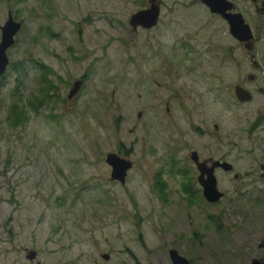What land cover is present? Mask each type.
Listing matches in <instances>:
<instances>
[{
	"label": "rangeland",
	"instance_id": "374dc122",
	"mask_svg": "<svg viewBox=\"0 0 264 264\" xmlns=\"http://www.w3.org/2000/svg\"><path fill=\"white\" fill-rule=\"evenodd\" d=\"M145 1L0 0V27L9 15L21 25L0 76V264H171V246L190 264L247 263L241 228L251 231L260 223L264 232V202L249 208L259 214L250 228L223 203L197 204L188 184V151L228 153L225 161L245 173L258 168L264 142L253 144L236 132L234 119L243 114L226 107L223 91L212 93L215 102L209 91H191L229 86V66L218 64L224 52L217 43L198 46L216 57L212 77H202L207 59L166 58L181 33L207 22L217 29L220 21L192 0H159L163 18L134 39L128 19ZM82 18L85 27L76 22ZM204 33L214 34L211 28ZM147 41L159 42L165 63L149 61ZM81 43L103 46V62H66L67 48ZM36 55L50 63L61 90L64 80H78L86 68V91L72 103L64 99L68 91H56L50 111L49 101L35 106ZM97 88L106 91H92ZM14 108L18 121L8 116ZM120 150L133 163L124 185L110 179L104 161ZM222 174L224 200L238 198ZM247 186L249 194L239 199L264 201V183ZM208 215L216 217L211 222ZM26 250L37 253L33 262Z\"/></svg>",
	"mask_w": 264,
	"mask_h": 264
},
{
	"label": "flooded vegetation",
	"instance_id": "af4514ba",
	"mask_svg": "<svg viewBox=\"0 0 264 264\" xmlns=\"http://www.w3.org/2000/svg\"><path fill=\"white\" fill-rule=\"evenodd\" d=\"M224 3L220 5L218 10H211V8L207 7L202 0H192L193 5H199L203 8V10L209 15V19H218L220 24L215 29V25L210 24V22L202 23L201 27H198L192 33H181L179 35L180 41L179 45H174L172 47L173 52L170 53L169 56L166 57V52L162 49V46L159 45L158 41H147V55L149 61H156L157 63H165V59H168L169 63H173L174 58L178 57V60L181 62L183 59H188L193 61V59H207L209 67L211 66V71H206V74H203L202 77H212L214 76V71L216 69V57L208 56L210 53L205 49H198V46H206L209 43H217V47H219L224 54L221 55L218 60V64H228L230 70V83L227 87H205L199 89H192L191 91H209L207 92L209 96H212V100L215 102L214 93L215 91H223V95H227V103L226 107L231 109L234 108L236 111H240L243 114V117L237 115L235 117L234 122L237 124L239 130L236 129V132L243 133L245 136V140L250 141L251 143H255L256 141L264 142V0H223ZM157 5L159 6V15L157 18V23L155 26L149 28H142L140 26L135 29L131 27V32H133V38L138 35L139 31L150 32L152 28L154 29L161 21L162 13H161V2L157 0ZM149 8V0H146L142 3L140 8L134 12L133 14L146 10ZM9 14V13H8ZM131 14V16L133 15ZM97 16L99 14L97 13ZM130 16V17H131ZM129 17V18H130ZM93 18V17H92ZM8 19V16H7ZM78 26L85 27L86 20L82 18L81 20H77ZM129 22V19H128ZM129 24V23H128ZM2 27V26H1ZM0 27V31H1ZM211 28L213 35L209 34L206 36L204 33L207 29ZM81 30V29H80ZM79 31V37L82 38V33ZM49 32V29L46 30ZM42 35V34H41ZM45 35V34H43ZM42 35V36H43ZM52 34L47 35V37ZM204 37L206 39L202 40L200 37ZM38 37V35H37ZM191 38H195L194 43H189ZM1 39V35H0ZM37 40V44H38ZM157 45L156 48H152L154 45ZM209 46V45H208ZM40 51L43 53L48 52V48L42 47L39 45ZM67 53L69 57L68 60H71V64H79L80 62L86 61L88 58L91 59L93 63L103 62V46L94 45V47L88 46L87 43H81L73 47L67 48ZM52 52L51 54H53ZM178 53V56H176ZM207 54V56L205 55ZM139 55L135 54L131 56L134 60L138 58ZM176 56V57H175ZM166 57V58H164ZM145 59V56H144ZM147 60V59H146ZM33 64L35 66V82L37 93H35V106L45 104L49 101V111L52 110L50 106L53 104V100L56 99V91H68L67 95L64 96L66 102L72 103V101L76 100L79 94L82 91H86L84 86L88 78H86V71L83 70V74L77 80H73V82H65L63 84L66 85L63 90L58 88L55 85V80H60L56 77L55 71H52L50 67V63L44 60L40 55H36L33 58ZM189 72H195L194 68L187 69ZM61 84L62 81H59ZM74 91V93H72ZM92 91H98L99 94L102 91H106L103 88L92 89ZM101 91V92H100ZM180 91H190L184 88H181ZM41 92V93H40ZM40 93V94H39ZM72 93V94H71ZM63 94V93H62ZM182 103L185 100V96L182 92ZM59 96V95H58ZM61 97V96H60ZM190 95H188V98ZM164 106H166V111H169L170 101L167 99L162 102ZM204 105V104H203ZM214 106V105H212ZM197 108L196 105L194 109ZM192 109V108H191ZM240 109V110H237ZM37 110V109H36ZM141 114L138 113L137 118H140ZM249 120V122H248ZM202 125L205 126V121H199ZM213 129L215 132H218L220 127L217 124H213ZM197 132H199V128H197ZM214 132V133H215ZM202 134H206V132L200 131ZM123 149V148H121ZM188 155V161L190 162V167L192 166V178L188 179L189 186L193 189V194L197 197L196 202L203 203L207 207H214L220 203H223L224 206L235 209L236 215L237 212L241 213V217L243 219V225H247V228L251 227L253 218L259 216L249 208L258 207L256 205L262 204L264 201L261 200H249V199H239L240 197H245L249 194V188L247 185L251 183L252 186H255L256 181H260L264 183V147L261 154V159L258 164V168H252L247 170V172L243 173L235 169L231 164L232 168L229 170H224L222 168H214L213 175L215 176L217 189L221 191L220 188V180L219 172H222L223 176H227V180L229 184L234 185V192L236 193V199L224 200L223 197L218 202L210 203L205 200L202 194V187L200 182L202 180H206L207 171L210 169L213 161H219L220 163L226 162V154H222L219 157H215L212 154H203L198 152L196 149H190ZM108 154V153H107ZM106 154V155H107ZM117 154L119 157L128 159L127 153L123 151H119ZM105 155V156H106ZM194 155L195 160L191 159V156ZM130 161V160H129ZM132 163V162H131ZM196 164H202L203 168L206 170L203 176L197 167ZM133 167V163H132ZM110 168V167H109ZM132 169V168H131ZM111 170V168H110ZM259 170V171H257ZM183 172V171H182ZM187 174L188 171L183 172ZM218 175V176H217ZM223 181V179L221 180ZM116 182V181H113ZM201 198V199H200ZM187 203L194 202L186 201ZM239 209V210H238ZM229 215V214H228ZM214 215H208V219L212 222V218H215ZM245 222V223H244ZM251 224H250V223ZM257 222V221H256ZM260 225V226H257ZM246 227V226H245ZM251 231H247L245 228H241L242 232V242L241 245L243 249L246 248L248 251V256L245 258V262L248 264H252L253 261H258L261 264H264V232L262 230V226L260 223H257L255 227H252ZM258 240V241H257ZM183 241V240H181ZM255 242H258L257 247H255ZM182 243V242H181ZM176 251L177 254L183 258L182 254L175 248V246H171L168 248V258L171 264L173 263L171 251ZM105 255V254H103ZM102 255V256H103ZM101 256V257H102ZM109 258V256H108ZM107 258V259H108ZM102 259H104L102 257ZM190 264V260L185 258ZM105 260V259H104ZM246 263V264H247Z\"/></svg>",
	"mask_w": 264,
	"mask_h": 264
},
{
	"label": "water",
	"instance_id": "95a60500",
	"mask_svg": "<svg viewBox=\"0 0 264 264\" xmlns=\"http://www.w3.org/2000/svg\"><path fill=\"white\" fill-rule=\"evenodd\" d=\"M202 2L211 10L215 11L220 8V5L224 3L223 0H202ZM159 15V6L157 5V0H149V8L146 10H141L133 14L129 18V25L134 29L138 26L142 28H149L155 26L157 23V18ZM21 25L13 21L11 15H9L8 20L1 27V39H0V76L3 75L8 66L9 60L6 55V51L13 45L14 36L19 31ZM74 93V91H72ZM71 93V94H72ZM194 161V155L191 156ZM105 163L111 168L110 179L112 181L118 182L120 185L125 184L127 172L132 168L131 161L119 157L115 153H108L105 156ZM196 161V160H195ZM201 176H203L206 170L203 168L202 164H196ZM222 168L224 170H229L232 166L227 163H220L219 161H213L210 169L207 171L206 180L200 182L202 187V194L206 201L213 203L218 202L222 197L223 193L217 189V183L215 176L213 175L214 168ZM26 259L33 262L36 259L37 253L33 250H26ZM171 256L174 264H188L187 260L177 254L176 251H171ZM105 260L108 255L102 256ZM31 264H41L39 262H34ZM252 264H261L258 261H253Z\"/></svg>",
	"mask_w": 264,
	"mask_h": 264
},
{
	"label": "trees",
	"instance_id": "16d2710c",
	"mask_svg": "<svg viewBox=\"0 0 264 264\" xmlns=\"http://www.w3.org/2000/svg\"><path fill=\"white\" fill-rule=\"evenodd\" d=\"M16 108H14V109H12V110H10V115H8L9 116V118H13V120L14 121H18V116H16L17 115V111L15 110ZM15 124V123H14ZM13 124V125H14Z\"/></svg>",
	"mask_w": 264,
	"mask_h": 264
}]
</instances>
